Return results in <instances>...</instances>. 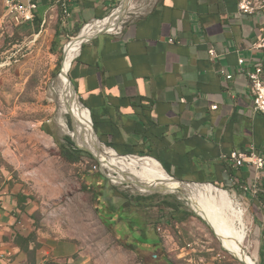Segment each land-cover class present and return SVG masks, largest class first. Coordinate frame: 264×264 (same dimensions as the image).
I'll return each mask as SVG.
<instances>
[{
  "label": "rangeland",
  "instance_id": "374dc122",
  "mask_svg": "<svg viewBox=\"0 0 264 264\" xmlns=\"http://www.w3.org/2000/svg\"><path fill=\"white\" fill-rule=\"evenodd\" d=\"M56 1L37 9L39 23L16 27L0 0V258L11 264H242L180 194L118 184L119 174L93 156L79 163L61 157L66 137L78 146L58 124L56 89L65 48L85 25L64 17ZM141 2L130 0L118 27L140 12ZM64 120L73 130L71 116ZM211 185L244 215L252 264H260L259 211L232 186Z\"/></svg>",
  "mask_w": 264,
  "mask_h": 264
},
{
  "label": "crops",
  "instance_id": "0c3cea01",
  "mask_svg": "<svg viewBox=\"0 0 264 264\" xmlns=\"http://www.w3.org/2000/svg\"><path fill=\"white\" fill-rule=\"evenodd\" d=\"M120 1L69 0L72 23L105 19ZM141 1L140 12L115 29L119 33L85 41L70 67L95 134L109 151L148 155L179 181L231 186L222 154L253 146L264 156V115L253 110L246 75L237 74L239 58L246 71L256 61L264 69V53L252 49L264 36V13L239 14V0ZM35 2L40 9L52 0ZM220 68L233 79L225 81ZM229 173L232 189L242 194L251 170ZM249 201L259 211L264 264V183L259 199ZM0 264L11 263L0 258Z\"/></svg>",
  "mask_w": 264,
  "mask_h": 264
},
{
  "label": "bare ground",
  "instance_id": "6f19581e",
  "mask_svg": "<svg viewBox=\"0 0 264 264\" xmlns=\"http://www.w3.org/2000/svg\"><path fill=\"white\" fill-rule=\"evenodd\" d=\"M118 16H120V8H117L113 16L108 19L85 25L80 34L66 46V57L59 75V86L56 89L59 126L70 133L79 147L90 150L98 158L104 170L118 173L119 177L114 178L116 183L130 184L148 192L168 191L180 194L189 202L193 211L210 226L225 251L242 264H252L249 249L253 244L247 242L245 217L234 210L232 198L228 193L215 186L180 183L172 179L160 164L151 158L120 157L109 150H100L93 134L90 114L88 116V110L83 108L74 96L68 81V72L80 46L103 28H109L110 32L114 31ZM65 115L71 116L73 130L67 126Z\"/></svg>",
  "mask_w": 264,
  "mask_h": 264
},
{
  "label": "built area",
  "instance_id": "2783aa9c",
  "mask_svg": "<svg viewBox=\"0 0 264 264\" xmlns=\"http://www.w3.org/2000/svg\"><path fill=\"white\" fill-rule=\"evenodd\" d=\"M58 7L64 17H70L69 0H57ZM38 5L35 0H5V18L16 27L25 25H33L36 17ZM238 12L242 15H257L264 13V0H239ZM111 33H119L112 31ZM170 40V43H173ZM252 49L260 50L264 53V36L261 37ZM209 57L212 61L217 58L214 50L209 51ZM245 60L238 59L237 74H245L248 79V91L253 98V110L255 113L264 115V69L263 64L259 61L253 64L251 70L244 69ZM217 73L225 80L233 79V74H228L224 68H220ZM217 106H213L212 110H216ZM130 157V156H128ZM134 157V156H132ZM220 159L226 165V175L231 186L236 185L229 171L231 169H240L247 167L251 170V177L246 184L239 187L244 198L249 200H258L264 183V156L259 154L256 149L251 146L248 151L230 154H222Z\"/></svg>",
  "mask_w": 264,
  "mask_h": 264
},
{
  "label": "trees",
  "instance_id": "16d2710c",
  "mask_svg": "<svg viewBox=\"0 0 264 264\" xmlns=\"http://www.w3.org/2000/svg\"><path fill=\"white\" fill-rule=\"evenodd\" d=\"M39 22L40 21H39V19L36 16L33 25L37 24ZM77 31L79 32V28L77 29ZM59 35H60V30L57 27L56 32H55V39H57L59 37ZM80 102L82 103L81 100H80ZM60 155H61V157L63 159H65L67 162H70V163H79L83 158H88V159L94 160V158L92 157L91 154H89V153L77 148L75 146V144L73 143V141L71 140V138H69V137L65 138V145L61 147ZM140 157H149V156L146 155V156H140ZM166 173L168 175H170V173H168L167 171H166ZM99 178L100 179H104L102 176H99ZM170 207L175 208L174 205H171ZM111 213L117 215L114 209L111 210ZM260 264H262V263L260 262Z\"/></svg>",
  "mask_w": 264,
  "mask_h": 264
},
{
  "label": "water",
  "instance_id": "95a60500",
  "mask_svg": "<svg viewBox=\"0 0 264 264\" xmlns=\"http://www.w3.org/2000/svg\"><path fill=\"white\" fill-rule=\"evenodd\" d=\"M129 3H130V0H122L121 2H120V6L118 7V8H120V16H118V18L116 19L117 20V25H116V28H118V26H119V24H120V22H121V17L124 15V13L126 12V10H127V8H128V6H129ZM116 10V9H115ZM114 10V11H115ZM114 13V12H113ZM113 13H111L108 17H106L105 19H108V18H110L111 16H113ZM105 19H102V20H105ZM102 20H99V21H102ZM110 32V29L109 28H103V29H101L98 33H96L95 35H101V34H104V33H109ZM94 35V36H95ZM92 38V37H91ZM88 40H90V39H88ZM68 81H69V83H70V86H71V88H72V91H73V94H74V96H76V98H77V101L80 103V105L83 107V108H85L86 109V107H84V105L83 104H81V102H80V99H79V97H78V94H77V92H76V90H75V87H74V85H73V83L71 82V79H70V77L68 76ZM88 110V109H87ZM92 129H93V134L95 135V137L97 138V136H96V134H95V131H94V128H93V125H92ZM97 140H98V144H99V146L101 145V143H100V141H99V139L97 138ZM78 146V145H77ZM78 148L79 149H81V150H83V151H85V152H87V153H89V154H91L95 159H97L98 160V158L96 157V156H94L93 155V153L90 151V150H88V149H86V148H82V147H79L78 146ZM99 148V147H98ZM101 150V149H100ZM120 157H124V156H120ZM128 157V156H127ZM99 161V160H98ZM172 179H174V178H172ZM174 180H176V181H178V182H180V183H185V184H195V183H186V182H182V181H179V180H177V179H174ZM211 185V184H210ZM213 186V185H212ZM200 217V216H199ZM201 218V217H200ZM202 219V218H201ZM203 220V219H202Z\"/></svg>",
  "mask_w": 264,
  "mask_h": 264
}]
</instances>
